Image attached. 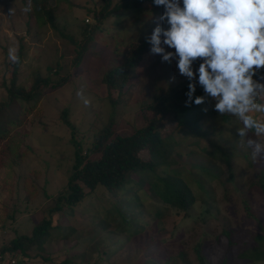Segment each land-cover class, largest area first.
I'll return each mask as SVG.
<instances>
[{
    "label": "rangeland",
    "instance_id": "1",
    "mask_svg": "<svg viewBox=\"0 0 264 264\" xmlns=\"http://www.w3.org/2000/svg\"><path fill=\"white\" fill-rule=\"evenodd\" d=\"M117 1L110 0L111 6ZM101 2L50 0L55 13L54 22L58 28L55 30L48 24L37 23L30 12H23L29 0H0V102L7 100L6 88L12 68L8 60L10 47H21L22 59L15 83L26 91L30 88L33 74L37 72L44 76L46 67H54L58 56L61 58V68L58 74L50 75L51 80L69 75L61 85L52 88L43 86L30 101L16 99L19 100L17 103L8 105L2 111L7 118L19 112L22 119L16 129L20 135L22 151L21 158L16 159L10 167L3 164L0 156V245H6L15 234L29 233L31 227L40 223L47 215L46 208L53 204V197L62 191L71 170V134L82 143L84 150L93 134L109 120L114 121L116 130L120 133L140 127L152 116L146 106L154 95L168 85H175L186 78L177 67L178 57L171 62L164 61L162 54L151 52L152 45L149 42L148 51L121 89H107L102 82L105 70L119 61L129 43H138L144 36L150 37L157 23L163 27L168 26L158 19L164 12V7L159 9L147 1L137 7L108 11L94 31L92 41L86 45L80 61L76 65L72 64L74 44L61 37L59 31L76 40L80 39L78 33L79 27L83 26L81 22L98 24L99 20H96L94 14ZM182 4L183 0L181 6ZM165 48L166 51H175L167 46ZM78 92L82 96H78ZM82 97L90 100L88 106L84 105ZM215 102L207 98L200 107L203 112L199 123L208 132L206 136L198 138L197 145H194L188 143L191 140L189 135L185 134L183 138L175 135L176 141L172 148V167L183 166L184 171L193 170L192 164L199 161L209 164L215 162L219 167V177L208 182L210 194L214 197L208 213L206 205L197 197L187 210V216H182V211L177 208L168 207L159 199L155 200V197L151 198L145 181L137 190L143 210L139 218L141 229L135 235V242H128L124 240L125 234L113 236L97 224L91 223L87 214L94 215L95 220L102 218L109 224L119 221L116 213L110 210V214L105 215L106 207L95 204V199L100 198V192L95 196V193H91L89 197L92 196L91 200H94L88 201L86 198L79 205L82 208L71 214H67L68 211L65 210L51 215V224L56 226L49 229L41 254L48 259L35 258L24 264H32V261L33 264H60L65 259L89 264H142L150 258L157 259V251L164 249L169 256H174L172 264H200L198 253L203 256L205 264H220L225 254L230 255V252L236 251L241 236L249 232H263L262 201L255 192L251 193V199L246 196L248 183L254 180L255 169L247 165L242 157L231 159L228 167L221 159L213 161L207 152L200 150L199 146L211 149L219 143V131L223 137H239L238 119L228 115L229 122L224 123L214 110ZM63 109L67 119L74 125L73 131L64 122ZM257 117L261 119L260 115ZM161 123L159 128L162 132L171 129L166 121ZM254 135L248 133L245 140L248 137L254 139ZM246 151L251 152V149L246 148ZM189 152L196 153L192 154V159H189ZM249 158L253 159L251 154ZM229 168L233 172L231 179ZM184 171L180 173L184 174ZM239 174L241 180L237 177ZM202 177L207 178L204 175ZM25 183L33 189L26 190ZM26 191L29 192L28 197L25 196ZM90 204L92 206L89 213L85 209ZM156 205L162 209L160 216L155 215ZM202 216L207 217L205 222H201ZM174 226L178 227L179 232L171 237ZM224 229L230 231L233 251L229 253L226 252L228 242L222 233ZM151 236L161 240L158 248H154L155 242L150 241ZM199 241L202 242V247L197 252ZM115 248L117 250L113 252ZM180 252L184 253L183 259L179 256ZM36 254L40 252L37 251ZM231 264H264V261L253 263L236 259Z\"/></svg>",
    "mask_w": 264,
    "mask_h": 264
},
{
    "label": "trees",
    "instance_id": "2",
    "mask_svg": "<svg viewBox=\"0 0 264 264\" xmlns=\"http://www.w3.org/2000/svg\"><path fill=\"white\" fill-rule=\"evenodd\" d=\"M101 1L99 9L94 14L96 15V20H99L98 24L81 22L83 26L79 27V41L59 31L61 37L67 38L74 44L75 54L71 58V62L74 65L80 61L82 53L86 50V45L92 41L94 31L100 26V21L105 18L108 11L116 12L119 9L137 7L146 1L150 2L151 5L157 6L154 0H118L112 6L110 0ZM52 6L50 0H31L30 16L37 23L41 25L48 24L51 28L58 30L54 22L55 13L52 10ZM160 7L162 6H157L159 9ZM146 37L144 36L138 43H129L121 54L119 61L105 70L101 80L107 89H121L124 86L135 67L141 62L143 55L148 51L149 40ZM18 54L20 62L11 63L9 85L7 88L5 85L7 100L0 102V156H2L3 164L9 165V167L16 159L21 158L20 135L16 128L22 118L20 119L19 112H16L15 116L7 118L2 111L8 105L17 103L19 100L16 99H21L23 102L30 101L36 91L43 86L52 88L53 86L61 85L69 76L65 75L54 81L51 80L50 75L58 74L57 72L61 68V62L59 61L61 58L58 56L59 59L55 61L54 67H46L44 76L38 75L37 72L33 74L30 88L26 91L22 86L15 83L18 67L22 59L21 47L18 48ZM200 62L198 58L193 64L194 70L198 69ZM261 77H264V68L257 71L254 79H261ZM189 82L186 77L175 85H168L167 88L154 95L152 101L146 106L152 116L147 118L143 125L127 133L118 132L114 121L109 120L98 132L93 134L89 145L84 150L81 147L82 143L75 140L71 134L70 144L73 162L65 186L59 194L53 197L54 202L46 208L47 215L42 218L41 222L34 224L29 233L15 234L6 245H0V254H10L15 258V264H24L35 258L39 260L48 259L47 256H42L41 254L49 235V229L52 226H56V224H51V215L65 210L68 211L67 214H71L83 207L79 205L86 198L88 201H93L94 199L91 200L92 196L89 197V195L95 193V196L98 192L101 195L100 198L95 199V204L106 207L105 215L110 214V210L116 213L119 221L109 224L102 218L95 220L94 215L87 214V217L91 218V223L97 224L98 227L113 236L121 233L125 234V241L135 242V235L141 229L139 218L143 212L137 190L145 181L148 184L147 189L151 198L155 197V200L159 199L162 203H166V206L177 208L182 211V216H187V210L197 197L206 205L205 210L208 213L212 206L210 203L214 201V197L210 194L211 189L208 186V182L212 178L219 177V167L215 162L209 164L206 161L192 164L191 168L193 170L184 171L183 166H171L174 163L172 148L174 141H176L175 135L183 138V135L187 134L190 136L189 139H191L188 143L197 145L198 138L205 137L208 133L199 123L203 112V109L200 108L201 104L197 105L192 102L186 105L185 103L188 99L186 93L189 90ZM261 83H264V79H261ZM202 95H205L204 90L197 82L193 101L196 96ZM258 102L264 103V100H259ZM253 114L256 117L260 115L261 119L259 120L264 122V113ZM62 116L65 124L70 126L73 131L75 129L74 125L67 119L65 109H63ZM227 117L228 115L221 116L224 123L229 122ZM162 121H166L171 125V129L167 132H162L159 128ZM238 122L240 127H242V123L239 120ZM248 133L255 134L254 130ZM254 139L264 143V136L262 135L259 137L254 135ZM218 141L219 143L211 149L199 146L201 147L200 150L207 152L213 161L214 159H221L228 167H230L231 159L238 157L245 159L247 165L255 169L254 180L248 183L246 189L247 199H251L252 192L257 193L262 201L261 205L264 210V156L260 157L258 161L250 159L251 152L246 151L247 147L241 144L240 137H223L222 132L219 131ZM192 154L196 153L189 152V159L193 158ZM183 171L185 173L181 174L180 172ZM228 171L231 179L233 172L230 168ZM202 175L207 178H203ZM134 176H137V178L134 179ZM237 177L241 180L240 174ZM25 187L29 191L33 189L27 183H25ZM25 196L28 197L29 192L26 191ZM91 206L92 204L85 211H89ZM154 208L155 215L160 216L162 209L158 205ZM206 219L207 217L205 216L200 218L201 222H205ZM122 224H125L124 227H122ZM107 228L108 230H106ZM173 228L171 237L179 232L178 227L174 226ZM261 229L263 230L261 233L249 232L241 236L240 242L237 243L236 251L230 252V255L225 254L220 264H231L236 259L249 260L253 263L264 261V225L261 226ZM222 233L228 242L226 252L229 253V251H233L230 244V231L224 229ZM150 238L151 242H155L154 248L161 243V240L156 237L151 236ZM118 243L122 244L121 242ZM201 244V241L197 243V252L200 251ZM116 250L117 248L113 252ZM37 251L40 254H36ZM165 251V249L161 252L157 251V259L150 258L146 263L143 262L142 264H172L175 261L174 256H169ZM183 254V252L179 253L181 259H183ZM198 259L200 264H205L203 256L199 253ZM60 264L89 263L65 259ZM91 264H96V262H91Z\"/></svg>",
    "mask_w": 264,
    "mask_h": 264
},
{
    "label": "clouds",
    "instance_id": "3",
    "mask_svg": "<svg viewBox=\"0 0 264 264\" xmlns=\"http://www.w3.org/2000/svg\"><path fill=\"white\" fill-rule=\"evenodd\" d=\"M163 6L150 37L151 52L162 54L164 61L177 58L181 75L190 81L186 105H200L206 97L215 100L214 110L220 116L236 117L241 144L251 149L253 160L262 157L264 143L245 137L249 131L264 135V122L253 113H264V83L254 79L264 68V0H154ZM12 9H10V12ZM31 11V0L23 12ZM165 46L175 51H166ZM200 59L198 69L193 64ZM8 60L19 63L17 48L10 47ZM198 75V81H197ZM174 79V77H173ZM197 82L205 95L193 94ZM82 96L81 92L77 93ZM85 106L90 100L83 98ZM207 111V109H204Z\"/></svg>",
    "mask_w": 264,
    "mask_h": 264
},
{
    "label": "built area",
    "instance_id": "4",
    "mask_svg": "<svg viewBox=\"0 0 264 264\" xmlns=\"http://www.w3.org/2000/svg\"><path fill=\"white\" fill-rule=\"evenodd\" d=\"M0 263L1 264H15L16 260L10 254L4 253V254H0Z\"/></svg>",
    "mask_w": 264,
    "mask_h": 264
}]
</instances>
